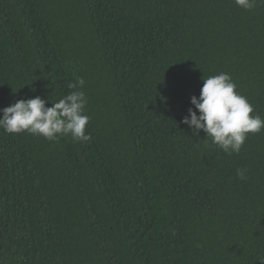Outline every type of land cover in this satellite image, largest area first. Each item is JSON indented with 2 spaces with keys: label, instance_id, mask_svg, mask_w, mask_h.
<instances>
[{
  "label": "trees",
  "instance_id": "trees-1",
  "mask_svg": "<svg viewBox=\"0 0 264 264\" xmlns=\"http://www.w3.org/2000/svg\"><path fill=\"white\" fill-rule=\"evenodd\" d=\"M221 72L264 119L260 0H0V109L81 77L91 136L0 129V264H264V129L181 122Z\"/></svg>",
  "mask_w": 264,
  "mask_h": 264
},
{
  "label": "clouds",
  "instance_id": "clouds-1",
  "mask_svg": "<svg viewBox=\"0 0 264 264\" xmlns=\"http://www.w3.org/2000/svg\"><path fill=\"white\" fill-rule=\"evenodd\" d=\"M237 7L251 10L257 0H234ZM264 3V0H260ZM199 96H191L187 115L182 123L192 131V135L205 133L211 143L231 155L239 153L249 133L256 134L264 129V119L251 115L254 109L247 97L236 91V84L229 74L221 72L202 79ZM85 81L77 77L68 84L71 89L67 95L46 107L47 101L40 96L19 99L0 109V129L7 134L27 132L48 140L71 135L79 142L91 139L85 133L90 117L84 113L87 103L83 88ZM240 179H247L245 170H237Z\"/></svg>",
  "mask_w": 264,
  "mask_h": 264
}]
</instances>
